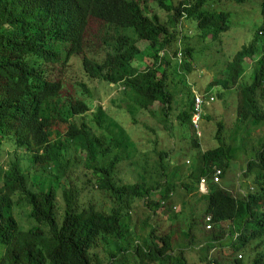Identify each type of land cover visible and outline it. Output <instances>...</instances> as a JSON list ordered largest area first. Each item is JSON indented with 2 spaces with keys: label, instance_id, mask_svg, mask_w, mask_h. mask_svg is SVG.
Segmentation results:
<instances>
[{
  "label": "trees",
  "instance_id": "16d2710c",
  "mask_svg": "<svg viewBox=\"0 0 264 264\" xmlns=\"http://www.w3.org/2000/svg\"><path fill=\"white\" fill-rule=\"evenodd\" d=\"M223 3L0 0V156L5 147L15 152L8 169L0 167L3 264H264V146L243 174L255 189L237 199L212 181L216 169L224 179L230 167L229 148L222 139L227 126L218 122L217 134L207 140L201 123L204 117L212 118L203 111L200 134L193 124L195 92L205 98L213 95L198 89L204 75L190 64L192 43L210 39L223 44L233 27L231 12L220 7ZM260 4L261 24L248 45L230 59L227 79L209 77L206 84L233 89L244 79L245 61L253 60L255 78L236 89L239 124L264 121V43H259L264 37V0ZM93 23L105 28L106 47L100 59L89 56L87 49ZM140 43L146 45V54ZM75 58L83 74L82 80L71 84L76 96L67 90L64 75ZM179 74L187 80L189 100L173 117V107L179 105L170 89ZM98 84L105 96L108 91L120 92L112 104L130 115L134 127L141 116L151 114L164 124L163 130L146 125L155 137L140 148L102 107L88 113L99 96L93 92ZM223 90L213 96L215 101L224 99ZM77 118L81 121L75 122ZM174 121L183 133L189 132L181 139L186 149L195 151L196 167L187 169L188 181L181 183L176 182L182 170L179 164L192 161L186 156L173 162L182 148L180 138L171 150L158 149L164 138L161 132L171 131L167 124ZM62 124L67 126L64 132L54 128ZM118 148L121 151L109 159L108 154ZM102 153L106 162L98 156ZM23 154L37 169L34 174L24 168ZM140 165L147 170L142 172ZM136 166L134 181L128 180L127 173ZM171 168L177 171L175 177L169 174ZM37 176L47 180L37 182ZM202 178L208 179L206 209L190 216L175 212L177 190L196 193ZM94 192L111 199L109 212L99 206ZM139 204L144 219L137 216L134 221ZM18 208L28 209L29 228L18 222L14 214ZM158 210L169 213L168 224L183 216L186 243L173 246L172 228L161 233ZM209 216L213 227L207 231ZM216 250L221 255L211 254Z\"/></svg>",
  "mask_w": 264,
  "mask_h": 264
},
{
  "label": "rangeland",
  "instance_id": "374dc122",
  "mask_svg": "<svg viewBox=\"0 0 264 264\" xmlns=\"http://www.w3.org/2000/svg\"><path fill=\"white\" fill-rule=\"evenodd\" d=\"M176 3L178 0H174ZM224 3L221 4V8H225V10L230 11L232 14V29L224 36L223 38V44L220 42H212L210 39L207 41H200L199 39H194L192 46L195 49L194 52V61L193 63L190 62V64H194L197 66L199 73L204 75L202 79L198 83V89L201 91L204 95L206 93L210 95H217L218 92L222 91V86L216 87H206V84L209 82L210 78H216V79H227L226 74L228 73V67L230 65V59L235 55L236 52L240 51L245 45H248V43L251 41V38L253 37V33L255 30L260 26L262 21V14H261V4L263 0H246L243 4H237L234 2H231L230 0H223ZM262 1V2H261ZM90 37L89 42L87 44V49L89 56L102 58L105 53V47H106V34H105V28L103 25H100L98 23H93L91 30H90ZM112 33V32H111ZM189 35H193V29L192 32H189ZM260 45L264 43V37H261L259 40ZM178 45V43H177ZM146 45L143 43H140V47L143 49ZM143 54L145 53V50L143 49ZM143 54L141 56L143 57ZM253 60L247 59L245 63L243 64V67L245 68L244 72V79L241 80L236 87L233 89L223 90V100L222 99H216V101L209 107H204V116L209 115L212 118V121H209L207 119H203V122L201 123V126L203 124V132H204V139H212V137L215 136L218 132V122H223L227 128L223 130L222 139L224 140V144L229 148V156H230V167L224 177V179H221V182L219 185L225 189H227L234 197L237 199H240L243 196H246L248 192H251L253 189H255L252 185V179H245L243 178V174L247 169V164L250 161L255 160L258 152L262 149L264 146V121L263 122H257L250 120L249 122H243L239 124L238 120V102H237V95H236V89L238 86H245V83L251 84L253 79L255 78L254 75V67H253ZM145 64L142 63V66ZM65 80H67L66 88L67 90L71 91L74 96H76V89L74 90L71 86V84H74L75 81L82 80L83 74L79 71V64L77 61V58L73 59L71 63V67H69L66 71H64ZM171 77V75L169 76ZM195 77V76H194ZM210 77V78H209ZM185 76L183 75H176L174 78L175 87L171 88L170 91L175 97V104L179 105L177 107H173V117H177L178 113L175 111L178 109V111H182L181 105H185L187 101L189 100V92L186 85V79H184ZM172 79V78H171ZM205 88H208L210 91H206ZM94 95L99 96L95 98V102H93V109L89 112H94L97 107H102L104 111L109 114V116L114 118L118 124H120L122 127L126 128L125 130L127 134L129 133L132 136V139L134 142L140 145V148L143 144L149 145L150 141L155 137L154 133L151 132L149 129L146 128V125L155 126L158 125L157 131L160 132V130H163L164 124L156 119L155 116L151 114H146L141 116L139 119L138 125L136 127L133 126V124L130 122L129 118L130 115H126L124 111H120L116 108V105L112 104V101L119 99V93L118 91H108L109 94L105 96L106 93H104L102 85L98 84L96 89L93 90ZM201 94V93H200ZM101 96V97H100ZM105 97V99H104ZM119 102V101H118ZM123 107L125 109L126 105L124 102H122ZM120 112V113H119ZM122 112V113H121ZM91 118H89V124ZM81 120L77 118L75 122H80ZM83 121L87 124L86 116L83 118ZM171 131H163L161 132V137L163 140L161 141L160 146L158 147L159 150L168 149L171 150L172 147H174V144L177 142L176 139L180 138L179 146H182L181 149H179L175 154L174 157L176 159H173L174 163H178V158L181 157L183 160L185 158H191L192 163L190 165H180L179 169H182L181 172L186 169H193L196 167L195 160L193 158V155H195V151L193 150H187V144H185L184 141L181 139L187 135H189V132L184 131L180 129L179 124H177L176 121L173 123L170 122L167 124ZM54 128H60L59 130H62L64 132L67 128L66 125L62 124L60 126H55ZM174 133V134H172ZM63 134L61 135V137ZM113 135H109L108 137H111ZM60 137V138H61ZM118 139L121 140V137L118 135ZM219 142L217 141V144ZM170 147V148H168ZM121 151L120 148L112 151L108 154L109 159L113 158V156ZM98 156H102V160L106 162L105 156L98 154ZM152 162L149 163V171L152 173L155 165V159L157 158V155L151 154ZM187 156V157H186ZM21 162L24 165V168L31 169L32 174H34L37 169L32 168L29 165V159L28 156L25 154L20 155ZM15 158V152L13 149L9 147H5L4 150L1 151L0 156V167L1 170L8 169L9 161ZM139 157L136 156L135 160H137ZM25 162H24V160ZM151 160V159H150ZM28 161V162H27ZM29 165L27 167L26 165ZM189 164V163H187ZM140 170L143 172L147 170V168L144 165H140ZM137 166L133 168L131 172L127 173L126 178L128 180L134 181L133 176H136V170ZM173 172H176L174 174V177L177 175L176 169L171 168ZM37 182L40 180H47L45 176H37ZM155 178V177H154ZM40 179V180H39ZM177 179V183H179ZM51 182V181H50ZM184 182V181H182ZM183 189V188H182ZM96 193V202L99 204V206L106 210L107 212L110 211L111 208V199L107 197L104 193ZM173 201L176 205V208H174L175 212L182 213V215L190 216L197 214L201 211H204L208 204L207 196H202L198 192L187 195L185 190L179 189L177 190V193L173 197ZM141 204H139V207L136 211H139V214H134V221H136V217L138 216V219L143 220L144 219V209H142ZM28 209H16L14 214L16 218L18 219V222L20 225H24L25 228H29L31 226L28 216H27ZM159 211V210H158ZM160 212V211H159ZM169 213H163L160 212L159 216H157V221L159 224H161L162 229L160 230L161 233L169 231L171 228L174 230L175 235L173 236V246L177 247L180 244L186 243V239L182 235V231L187 228L183 216H180L179 219L174 221L172 224H168V217ZM185 217V216H184ZM23 227V226H22ZM137 233L139 231V228H136ZM6 252V248L3 244L0 243V264H3V258ZM211 254L213 255H221L220 250L213 251Z\"/></svg>",
  "mask_w": 264,
  "mask_h": 264
},
{
  "label": "built area",
  "instance_id": "2783aa9c",
  "mask_svg": "<svg viewBox=\"0 0 264 264\" xmlns=\"http://www.w3.org/2000/svg\"><path fill=\"white\" fill-rule=\"evenodd\" d=\"M180 55V54H179ZM215 101L213 96L205 98L203 95L195 92V105H194V116H193V124L198 134H200V121L201 115L204 111L205 105H211ZM222 171L221 169H216L215 173L212 176L213 183H220L222 179ZM208 181L206 178H202L199 183V192L203 195L208 194ZM212 219L211 217L206 218V230H212Z\"/></svg>",
  "mask_w": 264,
  "mask_h": 264
},
{
  "label": "crops",
  "instance_id": "0c3cea01",
  "mask_svg": "<svg viewBox=\"0 0 264 264\" xmlns=\"http://www.w3.org/2000/svg\"><path fill=\"white\" fill-rule=\"evenodd\" d=\"M212 105V104H211ZM211 105H207V107H209V106H211ZM90 112V111H89ZM88 112V113H89ZM93 113V112H92ZM205 118V117H204ZM203 118V119H204ZM205 120V119H204ZM203 122V121H202ZM188 170L185 168L182 172H181V174L179 173L178 175H179V177H178V181H179V183H181L182 181H188V179H187V177H188ZM173 173H176V172H173L172 170L170 171V175H172ZM177 180V179H176ZM207 181H208V179H207ZM177 182V181H176ZM208 186V185H207ZM183 189H181V191H182ZM198 193L199 194H201L199 191H198ZM202 195V194H201ZM202 196H204V195H202Z\"/></svg>",
  "mask_w": 264,
  "mask_h": 264
},
{
  "label": "clouds",
  "instance_id": "9594fccd",
  "mask_svg": "<svg viewBox=\"0 0 264 264\" xmlns=\"http://www.w3.org/2000/svg\"><path fill=\"white\" fill-rule=\"evenodd\" d=\"M203 195V194H202ZM207 195V194H206Z\"/></svg>",
  "mask_w": 264,
  "mask_h": 264
}]
</instances>
